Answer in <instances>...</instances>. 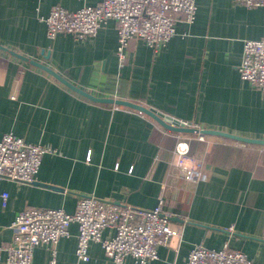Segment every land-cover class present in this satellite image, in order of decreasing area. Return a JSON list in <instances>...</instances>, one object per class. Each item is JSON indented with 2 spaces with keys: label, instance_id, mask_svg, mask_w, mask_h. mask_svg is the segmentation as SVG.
Instances as JSON below:
<instances>
[{
  "label": "crops",
  "instance_id": "1",
  "mask_svg": "<svg viewBox=\"0 0 264 264\" xmlns=\"http://www.w3.org/2000/svg\"><path fill=\"white\" fill-rule=\"evenodd\" d=\"M100 0H0V139L7 132L51 146L33 183L0 180V264L13 236L11 224L28 207L74 212L81 195H96L145 208L164 199L181 231L158 247L148 264H184L197 244L241 249L264 264V145L199 133L177 132L149 115L96 102L70 89L31 60L98 97L126 99L166 116L248 137L264 138V90L238 71L246 39L264 36V7L234 0H196L192 24L178 22L168 44L154 53L132 40L125 62L117 56L116 21L94 36H47L54 4L69 10ZM10 50L26 56L14 55ZM185 141L203 178H186L176 145ZM60 187L56 189L51 186ZM107 228L104 235H113ZM78 225L55 246L57 264H113L100 243L78 260ZM53 250L39 245L33 264H50ZM123 264H137L128 256Z\"/></svg>",
  "mask_w": 264,
  "mask_h": 264
},
{
  "label": "built area",
  "instance_id": "2",
  "mask_svg": "<svg viewBox=\"0 0 264 264\" xmlns=\"http://www.w3.org/2000/svg\"><path fill=\"white\" fill-rule=\"evenodd\" d=\"M247 8L264 7V0H234ZM198 11L196 0H100L96 5H86L69 10L54 4L48 16L47 36L55 39L60 33H70L78 38L94 36L109 20L116 21L118 31L117 56L125 62L126 49L132 40L140 39L160 52L176 34L178 22L194 23ZM238 71L242 79L264 90V36L246 39ZM118 108V105L114 106ZM184 126L193 123L179 119ZM199 128V127H198ZM200 139L205 135L199 134ZM55 152L48 145L26 141L12 132L0 139V180L33 183L43 157ZM178 164L186 178H203L201 164L188 165L192 160L187 142L176 145ZM3 204L8 192L1 191ZM173 214L165 209L164 199L154 208H145L98 197L81 195L74 212L62 208L28 207L18 213L11 224L13 231L6 251L9 264H33L34 250L47 245L53 250L50 264H57L55 246L63 237L70 236V225H78V260L90 259L89 245L98 242L113 264H123L128 256L137 264H148L158 258V247L169 245L181 231L172 228ZM107 228L113 235H104ZM184 264H255L246 252L225 245L212 249L203 244L195 245Z\"/></svg>",
  "mask_w": 264,
  "mask_h": 264
},
{
  "label": "water",
  "instance_id": "3",
  "mask_svg": "<svg viewBox=\"0 0 264 264\" xmlns=\"http://www.w3.org/2000/svg\"><path fill=\"white\" fill-rule=\"evenodd\" d=\"M0 48L7 50V51L9 50L8 48H6L2 45H0ZM10 52L13 53L14 55L21 57L24 60H29L26 56L19 54V53H16L15 51L10 50ZM31 62L33 64H35L36 66H38V67L46 70L47 72H49L51 75H53L56 79H58L60 82H62L64 85H66L70 89L76 91L77 93H79V94H81V95H83V96H85V97H87L93 101L122 105V106H127L130 108L136 109L142 113L149 115L154 120H156L160 125H162L163 127L167 128L169 130H173V131H177V132L199 133L202 135H215V136L233 139V140H236V141H239L242 143H252V144L264 145V138L248 137V136H244V135H240V134H236V133H230V132H226V131H222V130H218V129H212V128H198V127H194V126H184L183 123H181L179 121V119L168 117V116H166L165 113L155 109L154 107H147L146 105H143L141 103H137V102H134L131 100H126V99L98 97V96H96V95H94L88 91L81 89L80 87H77L76 85H74L73 83H71L70 81L65 79L62 75L57 73L55 70L50 68L49 66L41 64V63L34 61V60H31ZM48 186H51V187L56 188V189H61L60 187H55L52 185H48Z\"/></svg>",
  "mask_w": 264,
  "mask_h": 264
}]
</instances>
